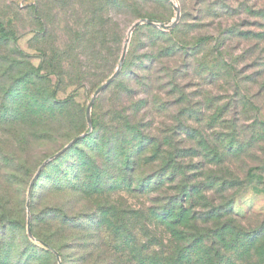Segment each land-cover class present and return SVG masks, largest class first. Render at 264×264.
Listing matches in <instances>:
<instances>
[{
    "label": "rangeland",
    "instance_id": "374dc122",
    "mask_svg": "<svg viewBox=\"0 0 264 264\" xmlns=\"http://www.w3.org/2000/svg\"><path fill=\"white\" fill-rule=\"evenodd\" d=\"M145 19L176 22L133 29L90 117L100 125L126 93L147 100L138 116L157 135L159 191L182 170L196 220L185 229L208 235L183 258L174 235L183 228L71 225L81 220L69 211L78 194L62 187L84 136L44 165L28 194L40 164L88 131L95 90ZM0 28V264H57L52 249L61 264H214L209 247L222 252L219 264H264V0H0ZM168 46L174 55L159 51Z\"/></svg>",
    "mask_w": 264,
    "mask_h": 264
},
{
    "label": "trees",
    "instance_id": "16d2710c",
    "mask_svg": "<svg viewBox=\"0 0 264 264\" xmlns=\"http://www.w3.org/2000/svg\"><path fill=\"white\" fill-rule=\"evenodd\" d=\"M0 33L8 36L3 28H0ZM207 39L202 37L198 42ZM172 49L168 46L159 51L164 50L167 54L171 50L169 55H174L176 51ZM126 94L122 98L120 95L118 102L112 104L100 125L97 126L96 120H92L95 133L91 131L82 139V142L86 140L88 144L80 149L76 164L73 165L74 170L67 179L68 183L62 187L74 189L78 194L77 210L70 207L69 211L75 213L72 218L79 217L81 220L71 225L98 228L111 219L113 223L120 224L119 228H157L159 224H163L165 228H183L174 234L183 242L177 249V257L183 258V253L193 243L202 244L204 237L208 238V235L200 232L188 234L185 229L195 226L196 221L192 205L187 206V200L192 198V186L187 183L188 178L181 170L180 180L160 193L159 168L156 166L160 152L157 135L152 130V122L144 124L142 117L138 116L140 107L147 105V100L134 99L131 93ZM62 102H69V98ZM61 154L62 152L59 155ZM176 175L177 173L172 172L167 177L168 181L173 182ZM118 191H124L130 197L141 198L139 204L131 205L126 202L125 205H117L115 194ZM63 206L65 204L62 203ZM67 213L63 208L65 219L68 218ZM202 252L209 261L219 264L222 257L220 249L209 247Z\"/></svg>",
    "mask_w": 264,
    "mask_h": 264
},
{
    "label": "water",
    "instance_id": "95a60500",
    "mask_svg": "<svg viewBox=\"0 0 264 264\" xmlns=\"http://www.w3.org/2000/svg\"><path fill=\"white\" fill-rule=\"evenodd\" d=\"M141 22L143 23H146V24H150V25H154V26H157L159 28H162L164 30H169L170 28H172L174 25H175V20L173 22H171V24H164V23H161V22H153L151 21L150 19H145L144 21L142 20H137L135 21L132 26L130 27L129 31H128V36L126 37V40H125V44H124V47H123V50H122V54H121V58H120V61H119V64L117 66V68L115 69V71L100 85L98 86V88L95 90V93L93 95V97L91 98L88 106H87V110H86V119H87V123H88V131L79 135V136H76L74 138H72L67 144H65L63 146V148L61 150H59L58 152H56L55 154H53L52 156L46 158L41 164L40 166L38 167L37 171L35 172V174L33 175V177L31 178V181L29 183V186H28V194L30 193L31 189H32V186L36 180V178L38 177L39 173L41 172L42 168L44 167V165L50 161L52 158L56 157L57 155H59L61 152H63L64 150H66L67 148H69L72 144H74L79 138L85 136L87 133H89V131L91 130L92 128V120H91V117H90V109H91V106H92V103L94 101V98L100 93L102 92L113 80L114 78L119 74L120 72V69H121V66H122V63L124 61V58H125V55H126V50H127V44H128V40H129V37H130V34L131 32L133 31V29L138 26ZM26 210H27V219H26V230H27V235L32 238V239H35L32 235V232H31V227H30V207H29V202L27 200L26 202ZM37 240V239H35ZM52 252L55 254V257H56V260H57V264H61V261H60V257H59V253L52 249Z\"/></svg>",
    "mask_w": 264,
    "mask_h": 264
}]
</instances>
